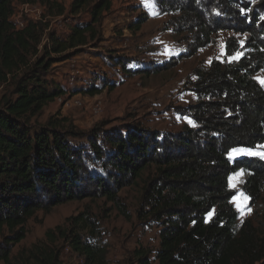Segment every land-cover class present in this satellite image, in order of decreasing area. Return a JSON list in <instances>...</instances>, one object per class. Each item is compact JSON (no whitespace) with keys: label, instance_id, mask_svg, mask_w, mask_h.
Masks as SVG:
<instances>
[{"label":"trees","instance_id":"obj_1","mask_svg":"<svg viewBox=\"0 0 264 264\" xmlns=\"http://www.w3.org/2000/svg\"><path fill=\"white\" fill-rule=\"evenodd\" d=\"M112 1L72 0L70 14L88 10L90 18L59 36L46 31L44 21L20 30L11 21L16 2L63 15L67 10L58 0H0V83L21 69L12 95L0 103V262L65 264L69 246L82 264H109L103 229L90 210L48 229L45 240L15 256L12 251L38 211L70 201L106 196L130 219L117 191L140 179L142 209L159 228V247L135 248L131 264H264V237L251 219L240 224L230 185L231 176L243 171L241 188L250 205L264 195V160L230 156L238 148L264 152V85L256 78L264 69V0H155L160 14H174V33L185 35L187 48L178 58L209 47L222 30L234 32L225 43L231 60L195 70L199 101L182 109L194 125L184 124L180 132L102 125L80 130L57 114L33 128L45 106L70 92L48 78L52 66L98 40ZM149 18L140 14L130 30H140ZM118 64L125 69L124 60ZM101 79L103 85L73 91L94 96L116 87Z\"/></svg>","mask_w":264,"mask_h":264},{"label":"rangeland","instance_id":"obj_2","mask_svg":"<svg viewBox=\"0 0 264 264\" xmlns=\"http://www.w3.org/2000/svg\"><path fill=\"white\" fill-rule=\"evenodd\" d=\"M58 2L67 10L63 15H49L43 7V18H46L43 23L48 24L46 31L65 36L76 21L89 20L88 10L76 16L70 14L72 0ZM112 2V10L105 14L100 24L98 40L67 60L57 59L58 62L52 66L48 78L66 86L70 92L45 106L42 113L32 119L33 128L46 125L48 119L57 114L70 119L80 130L102 125L106 129L136 126L144 130L180 132L184 124L194 125L193 120L182 113V109L199 101L193 90V82L197 79L195 70L208 69L215 59L231 60L226 56L225 43L234 32H218L213 44L182 59L178 57L187 48L185 35L175 34L170 28L173 13L160 14L155 0ZM142 13H149L150 18L140 30H130V24ZM240 36L244 41L247 35ZM46 38L47 35L44 42ZM118 59L124 60L125 69L118 64ZM75 61H78L75 77L69 81V75L75 69V65L72 66ZM20 74L21 69L14 71L8 74L7 81L0 83V103L12 95L16 77ZM104 77L116 82V87L106 88L94 96L75 94L76 91H73L90 83L103 85L101 78ZM256 78L264 85V69L256 74ZM74 98H79L83 104L76 105L70 101ZM96 99L103 101V112L100 115H96L88 103ZM242 155L259 156L264 160V152L259 149L238 148L230 156L235 158ZM244 178L243 171L231 176L230 185L234 189L232 202L239 211L240 224L251 219L264 237V195L256 206H251L249 196L241 188ZM143 186L144 181L139 179L117 191L120 203L127 209L130 219L121 212L117 202L106 196L70 201L54 206L49 213L38 211L36 217L27 224L26 238L13 248L12 255L45 240L46 231L57 225H65L68 217L90 210L103 229V240L109 249V264H131L135 248L157 250L159 247V228L146 219L145 209H142ZM62 258L65 264H82L81 258L69 246L64 249Z\"/></svg>","mask_w":264,"mask_h":264},{"label":"built area","instance_id":"obj_3","mask_svg":"<svg viewBox=\"0 0 264 264\" xmlns=\"http://www.w3.org/2000/svg\"><path fill=\"white\" fill-rule=\"evenodd\" d=\"M11 21L14 23L16 30L24 29L30 21L32 22H39L44 21L46 22V18H43V6L40 4H30V3H21L16 2L13 5V11L11 15ZM75 70L71 72L69 75V81L74 79ZM62 98V97H58ZM57 98V99H58ZM76 105H82L83 101L78 99H72ZM68 101V103L70 102ZM91 109L93 110L96 115H100L103 112V101L101 99H96L93 101H89Z\"/></svg>","mask_w":264,"mask_h":264},{"label":"crops","instance_id":"obj_4","mask_svg":"<svg viewBox=\"0 0 264 264\" xmlns=\"http://www.w3.org/2000/svg\"><path fill=\"white\" fill-rule=\"evenodd\" d=\"M141 28H142V27H141ZM77 63H78V61H75V63L72 65V66L75 65V67H74L75 69H74V70H77V69H76V67H77ZM72 71H73V70H72ZM78 71H79V70H78ZM64 87H66V86H64ZM66 88H67V87H66ZM67 89H68V88H67ZM81 261H82V259H81Z\"/></svg>","mask_w":264,"mask_h":264},{"label":"snow or ice","instance_id":"obj_5","mask_svg":"<svg viewBox=\"0 0 264 264\" xmlns=\"http://www.w3.org/2000/svg\"><path fill=\"white\" fill-rule=\"evenodd\" d=\"M262 83H264V81H262ZM233 151H236V150H233ZM258 154V153H257Z\"/></svg>","mask_w":264,"mask_h":264}]
</instances>
